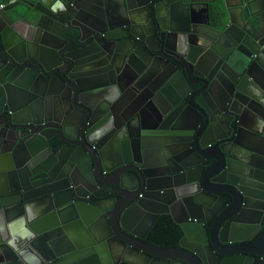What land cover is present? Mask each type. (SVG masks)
<instances>
[{
	"label": "water",
	"instance_id": "water-1",
	"mask_svg": "<svg viewBox=\"0 0 264 264\" xmlns=\"http://www.w3.org/2000/svg\"><path fill=\"white\" fill-rule=\"evenodd\" d=\"M222 2L0 0V264H264V0Z\"/></svg>",
	"mask_w": 264,
	"mask_h": 264
},
{
	"label": "flooded vegetation",
	"instance_id": "flooded-vegetation-1",
	"mask_svg": "<svg viewBox=\"0 0 264 264\" xmlns=\"http://www.w3.org/2000/svg\"><path fill=\"white\" fill-rule=\"evenodd\" d=\"M221 2V4H223L222 0H219ZM222 9L223 5H222ZM223 15H225V10L223 11ZM217 16V14H216ZM153 44V42H152ZM236 46H234L233 52L236 53V49L242 53L236 54V57H244L246 60L248 61H252V59L255 57L256 52L258 50L257 45L254 42H249V48H242L241 50L239 48H237V44H235ZM225 50H223L224 52ZM227 52V51H225ZM218 62V61H217ZM219 63V62H218ZM216 65V62H215ZM126 79L128 81H132L135 78V75L131 72H126L125 73ZM262 125H260L257 130H259L261 128ZM262 150L264 151V148H262ZM211 154L216 155L217 157H220L219 153L216 151H214V149L212 151H210ZM257 161H261L264 163V159L263 158H257ZM261 159V160H260ZM197 175V174H194ZM217 190H232L234 191V189L229 188V187H218ZM262 193H264L263 190H261ZM135 217L136 214H133L130 221L135 225ZM142 220H145V224L140 227L136 232L143 236V242H139L133 239H129L124 237L122 234H120L119 232L115 231V233H118V235L122 238H125L126 240H131L132 242L147 247L149 248L151 251H156V249L151 248V245L157 246V247H163V248H167V247H172L174 245H177L178 242L180 241V239L182 238V233L180 230V227L174 223L173 219L171 218V216L169 214H160L159 217H157V220L155 223H151L150 217L145 215ZM219 221L216 222V237L218 234V227H219ZM101 225V230L103 235H108V234H113V230L111 231L110 229H108L104 223H100ZM127 229L132 230V226L130 224H127ZM264 231V224L261 230ZM230 238V236H224V238ZM112 244L115 247V249H119L122 247L120 241L118 239H113L112 240ZM187 245V244H186ZM194 245V244H193ZM195 246V245H194ZM216 247L221 251V252H231L237 249V247H223L220 246L217 241H216ZM159 253V252H157ZM171 255V253H169ZM172 255L174 256H182V257H186L189 258L192 261V264H199L197 262V260L195 258H193L192 256H189L188 253L183 252V251H172ZM215 260V259H213ZM225 258H220L218 255H216V264H222L224 263ZM227 261V260H226ZM232 261V260H231ZM215 262V261H214ZM230 262V261H229ZM233 264V263H231Z\"/></svg>",
	"mask_w": 264,
	"mask_h": 264
},
{
	"label": "clouds",
	"instance_id": "clouds-1",
	"mask_svg": "<svg viewBox=\"0 0 264 264\" xmlns=\"http://www.w3.org/2000/svg\"><path fill=\"white\" fill-rule=\"evenodd\" d=\"M61 7H63L61 5ZM26 211L28 212L27 218L25 220V232L24 233H11L9 229L10 238H6V243L9 247H12L14 250H17V242L19 240H31L35 239V233L31 231L30 228H27V225L33 222L36 219V214L31 210L30 206L26 207ZM5 228L3 225H0V233H4ZM26 264H33L32 261L26 259Z\"/></svg>",
	"mask_w": 264,
	"mask_h": 264
},
{
	"label": "built area",
	"instance_id": "built-area-1",
	"mask_svg": "<svg viewBox=\"0 0 264 264\" xmlns=\"http://www.w3.org/2000/svg\"><path fill=\"white\" fill-rule=\"evenodd\" d=\"M0 7L2 8V7H4V5H1Z\"/></svg>",
	"mask_w": 264,
	"mask_h": 264
},
{
	"label": "crops",
	"instance_id": "crops-1",
	"mask_svg": "<svg viewBox=\"0 0 264 264\" xmlns=\"http://www.w3.org/2000/svg\"><path fill=\"white\" fill-rule=\"evenodd\" d=\"M11 2H13L14 0H10Z\"/></svg>",
	"mask_w": 264,
	"mask_h": 264
},
{
	"label": "trees",
	"instance_id": "trees-1",
	"mask_svg": "<svg viewBox=\"0 0 264 264\" xmlns=\"http://www.w3.org/2000/svg\"><path fill=\"white\" fill-rule=\"evenodd\" d=\"M263 232V231H262Z\"/></svg>",
	"mask_w": 264,
	"mask_h": 264
}]
</instances>
